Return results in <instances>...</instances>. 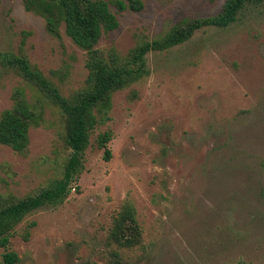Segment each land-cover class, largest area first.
Segmentation results:
<instances>
[{"label":"rangeland","instance_id":"1","mask_svg":"<svg viewBox=\"0 0 264 264\" xmlns=\"http://www.w3.org/2000/svg\"><path fill=\"white\" fill-rule=\"evenodd\" d=\"M226 0H143L116 12L99 46L125 56L183 19L218 13ZM0 50L24 53L69 96L85 84V51L48 32L22 0H0ZM147 74L114 92L71 189L28 213L7 249L16 264H264V2L246 3L225 27L206 26L146 54ZM15 87L38 99L22 152L0 143V196L21 197L62 177L70 149L57 105L0 66V112ZM112 132L111 158L96 137ZM129 201L141 242L112 243ZM27 233V238L24 236Z\"/></svg>","mask_w":264,"mask_h":264},{"label":"trees","instance_id":"2","mask_svg":"<svg viewBox=\"0 0 264 264\" xmlns=\"http://www.w3.org/2000/svg\"><path fill=\"white\" fill-rule=\"evenodd\" d=\"M24 8L41 16L45 28L59 36L63 25L65 34L86 54L85 84L69 96L61 93L42 71L21 52L0 50V66L18 75L24 83L57 105L61 111L65 143L70 154L65 162L62 177L53 180L34 193L21 197L0 196V246L7 249L15 226L30 212L49 204L61 203L69 194L81 166L82 156L90 135L98 123L108 119L114 92L121 90L147 74L146 54L167 50L188 40L196 30L206 26L225 27L237 19L246 3L264 0H226L215 15L183 19L163 35L138 42L125 56L114 47L99 46L101 36L118 26L116 12L140 11L143 0H22ZM12 104L0 112V143L22 152L29 142L31 124L39 117L38 99L32 102L23 87H15ZM112 132L106 130L96 137L97 146L103 150V159L109 160L112 152L109 142ZM142 230L131 202L123 203L109 233L112 243L132 247L141 242ZM27 238V233L24 236ZM17 254L12 250L2 253L0 264H16Z\"/></svg>","mask_w":264,"mask_h":264}]
</instances>
